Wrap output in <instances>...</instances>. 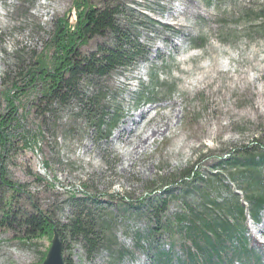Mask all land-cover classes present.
<instances>
[{"label": "rangeland", "instance_id": "374dc122", "mask_svg": "<svg viewBox=\"0 0 264 264\" xmlns=\"http://www.w3.org/2000/svg\"><path fill=\"white\" fill-rule=\"evenodd\" d=\"M123 1L136 12L137 22L144 21L139 16L142 13L173 29L164 31L158 24L149 26L144 21L140 38L146 44V60L109 78L114 93L119 91L112 95L115 101L107 97V102L121 116L109 135L98 137L77 116L74 103L43 120L20 107L18 114L26 119L19 118L8 128L17 136L29 129L34 132L39 125L43 135L33 148L9 152L5 161L9 179L24 184L41 208H48L62 223L73 211L70 193L77 198L88 195L84 213L106 225L104 236L109 243L94 253L86 255L80 243H69L65 254L71 264H154L160 251L169 250L166 234L154 226L194 201L192 191L183 193L185 185L169 184L172 174L192 166L205 178L219 157L255 140L264 143V18L259 11L264 0ZM78 10L74 0H0L2 108V80L5 71L14 67L15 55L28 60L33 53H41L56 20L69 12L73 21ZM197 36L203 39L190 47L188 38ZM94 42L89 41L81 51L91 50ZM151 67L157 69L163 84L154 91L156 97L138 102L140 84L149 89ZM84 89L89 94L93 86ZM29 92L27 89L25 94ZM24 100L19 97L21 103ZM156 126L157 133L146 130ZM129 129L142 131L140 148ZM223 186H229V191ZM219 192L220 200L228 192H237L246 206L235 182L224 178L210 196ZM159 197L166 199V205L156 214V221L149 206ZM261 215L258 223L248 218L242 223L243 248L253 250L250 253L259 258L255 261L250 254L239 253L245 264H264V213ZM51 238L21 243L12 233L0 230V264H35ZM174 252L179 254L178 249Z\"/></svg>", "mask_w": 264, "mask_h": 264}, {"label": "trees", "instance_id": "16d2710c", "mask_svg": "<svg viewBox=\"0 0 264 264\" xmlns=\"http://www.w3.org/2000/svg\"><path fill=\"white\" fill-rule=\"evenodd\" d=\"M74 5L77 9L80 7L76 18L71 21L69 12L58 18L41 53H33L28 60L18 53L15 55L14 67L5 71L2 80L3 108L0 102V230L12 233L21 243L30 244L52 237L55 231L61 244L63 264H71L65 254L70 242L80 243L86 255L109 243L104 236L106 225L100 218L84 213L88 195L77 198L70 193L68 201L73 211L62 223L48 208H41L24 184L9 179L5 169L9 152L33 148L43 135L39 125L34 132L29 129L17 136L9 133L8 128L19 118L26 119L18 114L20 107L23 110L27 107L43 120L45 115L54 117L59 109L74 103L79 109L77 116L83 118L98 137L105 138L121 118L118 109L113 110L107 102V97L115 101L112 95L119 91L114 93L115 88L108 85L109 78L131 71L140 61L146 60V44L140 38V31L144 23L149 26L156 23L142 13L139 16L145 22H137L136 12L123 0H74ZM259 11L264 18V8ZM156 24L164 31L173 29L169 24ZM202 39V36L189 37L187 44L193 47ZM89 41H95L93 48L81 51ZM36 81H40L39 87ZM161 84L157 69L151 67L149 89L140 84L137 101L156 97L154 91ZM88 85L93 86L89 94L84 89ZM27 89L34 95L25 94ZM171 89L169 86L168 91ZM22 96L23 103L19 101ZM104 126L105 131L102 130ZM205 176L201 177L192 166L172 174L169 184L185 185L187 189L183 193L192 191L194 201L185 203L186 210L181 208L171 219L154 226L155 230L162 229L166 234L169 248L157 254L154 264H233L236 260L245 264L239 253L259 260L250 253L253 250L243 248L246 238L242 223L246 218L258 223L264 213V143L255 140L250 146L239 147L219 157L218 163ZM224 178L237 184L246 206L239 201L237 192H228V197L221 200L220 192L210 196ZM223 187L229 191V186ZM139 200L142 202L143 198ZM151 204L154 206L150 205L149 209L157 221L156 214L165 207L166 199L159 197ZM135 246L143 250L141 245L135 243ZM47 248L39 252L35 264L42 262Z\"/></svg>", "mask_w": 264, "mask_h": 264}, {"label": "water", "instance_id": "95a60500", "mask_svg": "<svg viewBox=\"0 0 264 264\" xmlns=\"http://www.w3.org/2000/svg\"><path fill=\"white\" fill-rule=\"evenodd\" d=\"M40 264H63L61 244L58 235L55 231H53L50 244Z\"/></svg>", "mask_w": 264, "mask_h": 264}, {"label": "bare ground", "instance_id": "6f19581e", "mask_svg": "<svg viewBox=\"0 0 264 264\" xmlns=\"http://www.w3.org/2000/svg\"><path fill=\"white\" fill-rule=\"evenodd\" d=\"M143 116H144V118H145V115H143ZM143 116H142V117H143ZM152 120H153V118L148 119V122H151ZM146 130H147V131L150 130L151 133L154 134V133L159 132V126H156V127H155L154 129H152V130H151V127H150V128H146ZM143 131H144V130H143ZM128 132H129V133H133L132 135H135V136H136V138H137V140H138L137 143H136V144H137V145H136V146H137L136 148H140V146H141L140 144L142 143V142H141V136H140V134H141L142 131L136 133V130H134V129H129ZM132 135H130V136H132ZM118 137H119V136H118ZM128 137H129V136H128ZM128 137H127V139H129Z\"/></svg>", "mask_w": 264, "mask_h": 264}]
</instances>
